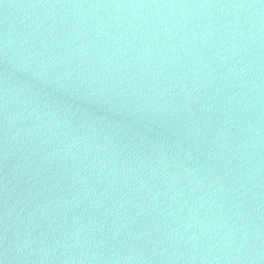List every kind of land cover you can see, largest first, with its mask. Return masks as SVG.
<instances>
[{
	"label": "water",
	"instance_id": "1",
	"mask_svg": "<svg viewBox=\"0 0 264 264\" xmlns=\"http://www.w3.org/2000/svg\"><path fill=\"white\" fill-rule=\"evenodd\" d=\"M0 264H264V0H0Z\"/></svg>",
	"mask_w": 264,
	"mask_h": 264
}]
</instances>
